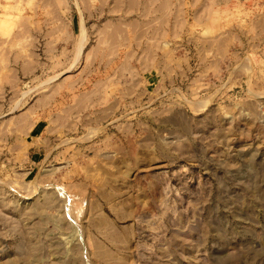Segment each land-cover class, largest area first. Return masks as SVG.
Instances as JSON below:
<instances>
[{
  "label": "rangeland",
  "instance_id": "374dc122",
  "mask_svg": "<svg viewBox=\"0 0 264 264\" xmlns=\"http://www.w3.org/2000/svg\"><path fill=\"white\" fill-rule=\"evenodd\" d=\"M256 30L264 0H0V64L33 52L46 65L5 88V132L122 78L109 124L73 134L83 181L49 166L0 176V264H264Z\"/></svg>",
  "mask_w": 264,
  "mask_h": 264
},
{
  "label": "crops",
  "instance_id": "0c3cea01",
  "mask_svg": "<svg viewBox=\"0 0 264 264\" xmlns=\"http://www.w3.org/2000/svg\"><path fill=\"white\" fill-rule=\"evenodd\" d=\"M260 31L256 30L255 37H264ZM126 40L124 38V41ZM99 45L100 43L97 49L87 54L91 57L92 63L99 57ZM39 58L36 53L25 52L12 55L8 62L2 61L0 97L8 85H16L20 78L34 77L39 71L46 69V65ZM123 67L126 69L128 64H124ZM5 69L8 75L5 74ZM121 79L105 74V77L94 82L93 89L74 95L70 104L49 119L39 118L12 132H5L2 128L5 129L6 126L0 125V176L27 181L49 166L56 170L62 169L72 178L81 177L83 181L85 162L78 163L76 158L82 152V145L73 134L79 129L98 132L100 128H105L109 124L106 125V120L116 114L122 98L107 86L118 84ZM3 107L0 106V118L6 115ZM12 108L16 109V104ZM91 142L92 140L85 142V154L90 150L88 146Z\"/></svg>",
  "mask_w": 264,
  "mask_h": 264
},
{
  "label": "bare ground",
  "instance_id": "6f19581e",
  "mask_svg": "<svg viewBox=\"0 0 264 264\" xmlns=\"http://www.w3.org/2000/svg\"><path fill=\"white\" fill-rule=\"evenodd\" d=\"M84 44H85V39H84V34H82L81 35V39H80V43L78 45V50H77V53H76L75 60H74L73 64H75L78 61V59L80 57V54H81V52L83 50ZM29 94L30 93H27V92L24 93L23 98H25ZM202 104L203 103H199V105H202ZM19 190H21V191H27V192H31L32 191L31 187L30 186H27V185H26V187H20Z\"/></svg>",
  "mask_w": 264,
  "mask_h": 264
}]
</instances>
